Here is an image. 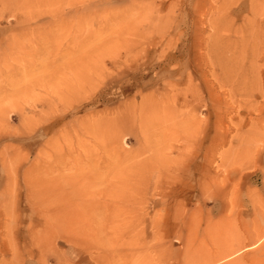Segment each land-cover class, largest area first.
<instances>
[{"label": "rangeland", "instance_id": "374dc122", "mask_svg": "<svg viewBox=\"0 0 264 264\" xmlns=\"http://www.w3.org/2000/svg\"><path fill=\"white\" fill-rule=\"evenodd\" d=\"M234 180L264 196V0H0V264H183L248 238Z\"/></svg>", "mask_w": 264, "mask_h": 264}, {"label": "bare ground", "instance_id": "6f19581e", "mask_svg": "<svg viewBox=\"0 0 264 264\" xmlns=\"http://www.w3.org/2000/svg\"><path fill=\"white\" fill-rule=\"evenodd\" d=\"M194 140L195 139H193V138L187 137L183 141L184 150L186 152L185 156H187V154H188V148L191 149V147L193 145L192 143H194L193 142ZM238 142L235 140V138H231L230 143H229L230 148L236 149L235 151H237L238 146H239ZM234 145H235V147H234ZM243 147H244V145H243ZM203 186H205V187L208 186L209 188L213 189L214 191H220L223 189L222 186L219 183H217V181L206 182V184H204ZM238 187H239V185L234 180L233 184H232V189H229L227 192L229 197L231 198L230 200L235 199L234 202H236V203H237V200L239 198L238 193L242 192L241 189H239V190L237 189ZM236 190H237V192H236ZM257 195L255 192H251V191L247 190L246 192L241 193V195H240L242 198L246 199L245 204H242V205H239L238 203L234 204L235 205L234 207L236 209H238L237 211H242L243 207H245V210H243V211H246L245 215L247 217V222L254 224L252 230H249V232H247L248 238L237 237L235 239H231L232 241L233 240H235V241H234V243H230L229 245H228L229 241L227 239H224L223 244L220 243L217 245V246H221L220 248L215 249L212 252L205 253V254L201 255L200 257L199 256L188 257V258L184 259L183 264H216L217 262H220L222 260H226L225 264H249V263L245 262L243 258L241 260L238 259L236 261L231 260V259L234 258L235 255H238V254L242 253L244 250L248 249L250 247V245H251V247L261 245V249H264V198H263L264 196L261 197L260 195H258V196ZM223 205L226 208V206L228 207L229 204L224 203ZM230 206L232 207V203L230 204ZM1 213H2V215H0V217L5 215L4 206L1 210ZM208 230L210 231V228ZM263 257H264V254H263ZM90 260H92V259L89 258V260L85 264H92ZM253 263H255V262H251L250 264H253Z\"/></svg>", "mask_w": 264, "mask_h": 264}]
</instances>
